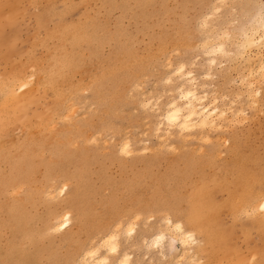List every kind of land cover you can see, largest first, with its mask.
Segmentation results:
<instances>
[{
    "label": "rangeland",
    "instance_id": "obj_1",
    "mask_svg": "<svg viewBox=\"0 0 264 264\" xmlns=\"http://www.w3.org/2000/svg\"><path fill=\"white\" fill-rule=\"evenodd\" d=\"M258 2L0 0V264H81L112 234L88 264H264V52L241 47L239 9ZM182 89L208 124L169 125ZM235 192L253 209L223 207ZM199 195L220 208L218 254ZM168 219L197 245L173 249Z\"/></svg>",
    "mask_w": 264,
    "mask_h": 264
},
{
    "label": "snow or ice",
    "instance_id": "obj_2",
    "mask_svg": "<svg viewBox=\"0 0 264 264\" xmlns=\"http://www.w3.org/2000/svg\"><path fill=\"white\" fill-rule=\"evenodd\" d=\"M216 12H220L219 6H213ZM233 8V11H236V6H227ZM239 9L243 10L244 14V43L241 45L243 49L253 48L259 46L262 52H264V0H259L258 3H249V4H242L239 6ZM212 17L209 16L208 19ZM234 23H239L240 21L233 17ZM225 36H228V33L225 32ZM223 47L217 49V51L223 52ZM215 64V60L212 61ZM184 69L181 67L179 72H183ZM170 82V81H169ZM181 99L188 101V107H191V100L195 99L194 93L192 91H188L187 94H184V90H181ZM173 109H176V105H171ZM180 109H176L175 111H170L167 120L169 125L177 124L178 117H179ZM191 117H188L190 120ZM182 129H188L189 125L187 120L183 125H180ZM127 153V145L125 146L124 150ZM260 211L264 212V202L260 204ZM137 219H140L138 216ZM168 224V229L173 233L171 237V245L174 246L179 243L183 245L185 252L189 249L194 248L197 245V240L195 238V234L184 227L182 223L173 222L171 219L166 221ZM120 225H117V230L119 229ZM134 231V227L129 226L128 228V235L131 236ZM165 234L161 233L160 235L156 236L155 239L152 241L150 247H155L157 249H161L163 247V241L165 240ZM117 240V236L115 234L107 236V238H101L99 246L89 249L84 257V260L81 264H88L87 257L97 258L102 251H110L112 253L117 252V247L115 241ZM96 242L94 241V244ZM145 244H148V241H145ZM183 259V258H181ZM99 264H108L106 259L99 261ZM121 264H128V257L125 256V259L121 262ZM190 264H196V261L193 260Z\"/></svg>",
    "mask_w": 264,
    "mask_h": 264
},
{
    "label": "bare ground",
    "instance_id": "obj_3",
    "mask_svg": "<svg viewBox=\"0 0 264 264\" xmlns=\"http://www.w3.org/2000/svg\"><path fill=\"white\" fill-rule=\"evenodd\" d=\"M16 8V7H15ZM2 10V9H1ZM17 11V10H16ZM8 14V13H7ZM2 16V14H0ZM1 27V26H0ZM1 44V43H0ZM2 55V54H1ZM5 57V56H3ZM8 57H11V56H8ZM8 59V58H7ZM6 59V60H7ZM11 59V58H10ZM3 60V59H2ZM7 63V62H6ZM16 64V63H15ZM5 65V64H4ZM15 70V69H14ZM9 84V83H8ZM11 84V83H10ZM188 91H192L194 93V96H195V99L191 100V107L189 108L187 106L183 107H180L179 105L175 104L176 105V109H180L179 111V117H178V121H177V124L178 125H183L185 123V121L187 120L188 122V125L189 127L193 124V121L196 120V117L199 116V119L202 124H208L209 123V119L211 118L213 111L212 109L210 110V108H206V107H199L197 106L195 103L197 102H194L196 100H198V102L200 101V98L198 97V94L196 93L195 90H188ZM187 91V92H188ZM187 92L185 93V95L187 94ZM7 94V93H5ZM20 99V98H19ZM15 98L13 96V100H12V105L14 104H18L20 103V101H22L20 99ZM25 100V99H24ZM63 100V99H62ZM11 105V106H12ZM13 105V107H15ZM199 105V104H198ZM21 105L19 104V106H17V108H15L16 110H18V108L20 107ZM9 107V106H8ZM7 107V108H8ZM186 108V113L183 112V110ZM3 109V108H2ZM13 111L15 110L14 108H12ZM176 109H173L172 110L170 109V111H175ZM15 110V111H16ZM12 111V110H11ZM169 111V112H170ZM10 114V113H9ZM215 115V114H214ZM10 116V115H9ZM188 117H191L190 120H188ZM219 118V117H218ZM212 119V118H211ZM196 123V122H195ZM194 123V125H195ZM176 124V125H177ZM175 127V126H174ZM180 127V126H179ZM188 127V128H189ZM235 160V159H234ZM240 186V185H239ZM240 189V188H239ZM238 189V190H239ZM256 189V188H255ZM237 190V191H238ZM199 204H200V207H199V211L198 213H196V216H197V219H196V222H194L193 224L200 227V228H204L205 231H206V237L208 238V240L213 244V252L214 254H218L220 253L225 247L226 245L228 244V239L221 236L220 233H219V230H218V226L220 224V208H215V206L213 204H211V202L207 199H204L201 197V195H199ZM255 204H254V200H245V197L243 195H240V193H237L235 192L231 199L229 200L228 203H226L223 207L227 208L228 210H230L232 213H238L239 211H241L242 209H246L248 207H253ZM257 206V205H256ZM253 209V208H252ZM255 211V210H253ZM257 214V213H256ZM260 215V214H259ZM68 216V215H67ZM67 219V218H66ZM68 221V220H66ZM260 223V226L262 227V230H264V218L261 219L259 221ZM128 234V232H127ZM117 236V234H116ZM118 239V237H117ZM117 247V246H116ZM109 255V254H108ZM108 257V256H107ZM129 257V256H128ZM130 259V258H128ZM123 261V260H122ZM109 262V261H108ZM129 262V260H128Z\"/></svg>",
    "mask_w": 264,
    "mask_h": 264
}]
</instances>
